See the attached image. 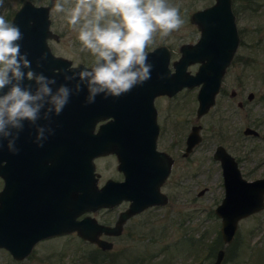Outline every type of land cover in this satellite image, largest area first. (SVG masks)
<instances>
[{"label": "water", "instance_id": "1", "mask_svg": "<svg viewBox=\"0 0 264 264\" xmlns=\"http://www.w3.org/2000/svg\"><path fill=\"white\" fill-rule=\"evenodd\" d=\"M49 14L48 4L32 0H24L16 9L7 30L0 78V177L4 180L0 247L18 259L43 237L72 231L101 248H110L112 241L101 234L117 235L129 216L165 203L168 196L160 186L174 158L156 147L154 97L198 86L196 114L201 116L214 104L240 40L232 0H214L191 13L200 35L194 42H183L175 60L170 61L165 44L147 51L126 45L108 50L87 66L73 64L52 51L48 40L59 35L51 28ZM124 33V27L115 26L107 36ZM196 62L197 69L190 71L188 66ZM235 91L232 88L230 94ZM199 128L200 124L191 126L186 154L201 139ZM243 131L258 134L251 126ZM107 153L116 155L124 178H108L99 185L95 157ZM213 157L220 161L224 185V195L214 210L221 218V237L227 244L241 218L264 208V176L246 178L222 144L216 145ZM45 177L58 180L64 193L55 192L59 205L44 217L37 200ZM67 197L69 209L61 204ZM123 199L129 205L112 225L90 214ZM224 254L225 249L218 248L210 264H221ZM82 264L115 263L86 260Z\"/></svg>", "mask_w": 264, "mask_h": 264}, {"label": "rangeland", "instance_id": "2", "mask_svg": "<svg viewBox=\"0 0 264 264\" xmlns=\"http://www.w3.org/2000/svg\"><path fill=\"white\" fill-rule=\"evenodd\" d=\"M24 0H0V78L7 27ZM50 6L51 28L60 38L49 40L54 53L89 63L107 49L129 43L140 51L168 45L172 59L183 42H194L199 29L191 13L214 0H32ZM240 40L208 112L197 116L198 86L185 88L175 98L158 100L161 125L158 148L170 152L173 166L161 191L168 195L132 214L120 234L100 235L112 241L102 250L76 232L39 242L20 260L0 247V264H82L107 260L115 264H210L218 248L221 264H264V208L243 217L230 242L221 237V218L215 207L224 195L222 170L213 157L222 144L237 159L248 178L264 176V0H232ZM121 25L125 33L111 40L106 31ZM194 72L196 65L189 66ZM235 95L229 94L231 89ZM253 92V98L247 94ZM243 102L242 106L238 104ZM194 123L202 124V140L184 155V136ZM246 126L258 134L244 133ZM99 182L121 177L113 155L95 159ZM100 177V178H99ZM2 180L0 179V188ZM202 192L200 193V191ZM119 204V203H118ZM129 205L91 212L99 221H113Z\"/></svg>", "mask_w": 264, "mask_h": 264}, {"label": "flooded vegetation", "instance_id": "3", "mask_svg": "<svg viewBox=\"0 0 264 264\" xmlns=\"http://www.w3.org/2000/svg\"><path fill=\"white\" fill-rule=\"evenodd\" d=\"M212 4V3H211ZM208 5H210V4H208ZM207 6V5H206ZM115 26H121V25H114V26H112V27H110L107 31H106V37H108L107 36V32L111 29V28H113V27H115ZM197 26V25H196ZM197 28H198V26H197ZM199 29V28H198ZM7 30H8V27H7ZM199 35H200V29H199ZM199 37V36H198ZM60 38V36L58 37V39ZM109 38V37H108ZM117 38H119V37H116V38H109V39H111V40H114V39H117ZM57 39V40H58ZM198 39V38H197ZM6 40V39H5ZM50 40V39H49ZM49 40H48V42H49ZM126 45H131V44H129V43H125V44H123V45H121V46H118V47H113V48H109V49H107L102 55H100L99 57H97L95 60H91L89 63H84L85 65H87V66H90V65H92V64H94L95 62H97L101 57H103L104 56V54L108 51V50H110V49H116V48H121V47H124V46H126ZM158 45H160V44H158ZM156 46V45H155ZM154 47V46H153ZM152 47V48H153ZM180 47V46H179ZM170 48V47H169ZM149 50V49H148ZM180 51V50H179ZM170 52H171V55H170V61H173V60H175L176 58H173L172 59V50H171V48H170ZM77 63H83V62H77ZM198 62H196V63H192V64H190L189 66H191V65H196L197 67H198ZM230 65V64H229ZM228 65V66H229ZM189 66H188V68H189ZM228 66H227V68H228ZM227 68H226V70H227ZM189 70H190V68H189ZM191 71V70H190ZM226 72V71H225ZM225 74V73H224ZM223 79V78H222ZM185 88H191V87H183L182 89H180V90H178L177 92H175V93H173L172 95H168V94H158V95H156L155 97H154V105H155V107H156V110H157V122H158V133H157V137H156V147L158 148V144H159V137H160V134H161V125H160V123H159V121H158V100L159 99H166V100H168L169 98L170 99H172V98H175L177 95H178V93H180L181 92V90H183V89H185ZM198 91V90H197ZM219 92V91H218ZM217 92V93H218ZM217 93H216V95H217ZM229 94H230V91H229ZM236 94V91H235V93L233 94V95H235ZM215 98H216V96H215ZM247 98L248 99H252L253 98V92H252V96L251 97H249V93L247 94ZM215 103V102H214ZM238 104L240 105V106H242V104H243V102H242V100L241 101H239L238 102ZM214 105V104H213ZM211 108V107H210ZM209 108V109H210ZM208 109V110H209ZM208 112V111H207ZM206 113V112H205ZM107 120V118H104V119H102V120H100V121H98L95 125H94V131H97L98 130V128L100 127V125L102 124V123H104L105 121ZM194 124H200V123H194ZM193 125V124H192ZM191 125V126H192ZM201 128H202V124H200V128H199V133H200V130H201ZM190 130H191V127H190ZM190 130L187 132V134L184 136V152H183V154L184 155H188L189 153H185V150H186V139H187V135H188V133L190 132ZM200 135H201V133H200ZM202 140V135H201V139L199 140V142ZM198 142V143H199ZM197 143V144H198ZM197 144H195V146L197 145ZM194 146V147H195ZM158 149H160V148H158ZM160 150H164V149H160ZM193 150V149H192ZM191 150V151H192ZM164 151H166V150H164ZM190 151V152H191ZM168 153H170V152H168ZM171 154V153H170ZM108 155H113V156H115V158L117 159V157H116V155L114 154V153H107V154H103V155H99V156H97V157H95V159L96 158H98V157H104V156H108ZM172 155V154H171ZM173 156V155H172ZM174 158V157H173ZM173 162H174V160H173ZM219 163H220V161H219ZM117 164H118V160H117ZM117 166V165H116ZM172 166H173V164H172ZM221 166V165H220ZM172 168V167H171ZM120 173H121V177H107V178H105L104 179V181L103 182H99V180H98V184L99 185H102L104 182H105V180L106 179H108V178H112V179H115V180H122L123 178H124V174H123V172L120 170ZM170 174V173H169ZM51 177L53 176V174L52 175H50ZM100 178V177H99ZM167 178V177H166ZM223 178V177H222ZM0 179L2 180V186H3V184H4V180L0 177ZM166 180V179H165ZM40 183H41V187H40V193H39V196H38V200L37 201H39V199H40V206H41V209H38V211H40L41 213H42V215L45 217V215H48L50 212H51V214L53 213V211H54V209L53 208H56L57 209V206L59 205V201L57 202V199H55V197H56V195L58 194V191L60 190L62 193H64V189L61 187V183H59V181L57 180V181H53L52 179H50L49 177H45V178H43V179H41V181H40ZM43 183H45L46 184V186L45 185H43ZM51 184V185H50ZM1 186V187H2ZM162 186V185H161ZM161 186H160V190H161ZM224 186V185H223ZM68 190H69V186L67 187V192H68ZM47 191V192H46ZM43 192H44V194H43ZM57 194H56V193ZM163 192V191H162ZM166 194V193H165ZM63 195V194H62ZM167 195V194H166ZM58 196V195H57ZM168 196V195H167ZM26 198V197H25ZM29 199H31V200H33L34 198H33V196H30V197H28ZM57 198H59V197H57ZM55 199V200H54ZM68 200H69V197H67V202H68ZM66 201H64V200H61V204L62 205H64V203L65 204H67V207H68V209H69V202L67 203ZM122 203H129V200H125V199H123L119 204H117L116 206H118V205H120V204H122ZM116 206H113V207H101L100 209H106V210H110V209H113V208H115ZM127 206H128V204H127ZM127 206L125 207V208H127ZM150 206H152V205H150ZM149 207V206H148ZM125 208H123V209H121L119 212H118V214H117V216L119 215V213L122 211V210H124ZM147 208V207H146ZM99 209V210H100ZM145 209V208H144ZM143 210V209H142ZM142 210H140V211H142ZM139 211V212H140ZM138 213V212H137ZM135 214V213H134ZM117 216H116V218L113 220V221H110V220H108V221H102L103 223H106V224H110V225H112V224H114L115 223V221H116V219H117ZM130 217V216H129ZM128 217V218H129ZM127 218V219H128ZM126 219V220H127ZM125 220V221H126ZM99 221V220H98ZM101 222V221H100ZM123 225H124V223H123ZM123 228V227H122ZM68 233H75V231H72V232H68ZM68 233H62V234H57V235H52V236H46V237H43L42 239H40L39 241H37L35 244H34V246H33V248H32V250L31 251H33L34 250V248H35V246H36V244L37 243H39V242H42V241H45V240H48V239H52V238H54V237H57L58 235H61V236H64V235H66V234H68ZM120 234V233H119ZM101 235H103V234H101ZM107 235V234H106ZM99 247V246H98ZM101 248V247H100ZM102 250H104V248H101ZM31 253V252H30ZM29 253V254H30ZM28 254V255H29ZM12 255V254H11ZM28 255H26L25 257H27ZM13 257V256H12ZM24 257V258H25ZM14 259H16V260H20V259H23V258H15V257H13ZM94 261H98V260H94Z\"/></svg>", "mask_w": 264, "mask_h": 264}]
</instances>
